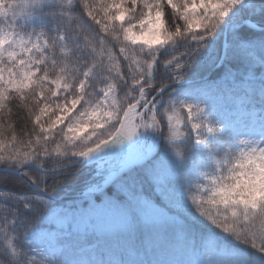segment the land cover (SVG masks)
<instances>
[{
	"label": "snow or ice",
	"instance_id": "snow-or-ice-1",
	"mask_svg": "<svg viewBox=\"0 0 264 264\" xmlns=\"http://www.w3.org/2000/svg\"><path fill=\"white\" fill-rule=\"evenodd\" d=\"M0 173V264H264V0H0Z\"/></svg>",
	"mask_w": 264,
	"mask_h": 264
},
{
	"label": "bare ground",
	"instance_id": "bare-ground-1",
	"mask_svg": "<svg viewBox=\"0 0 264 264\" xmlns=\"http://www.w3.org/2000/svg\"><path fill=\"white\" fill-rule=\"evenodd\" d=\"M19 186H15V188H18Z\"/></svg>",
	"mask_w": 264,
	"mask_h": 264
}]
</instances>
